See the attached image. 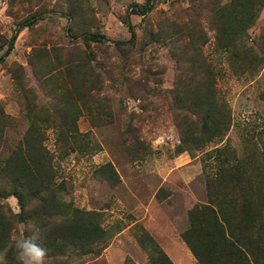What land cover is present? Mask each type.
Returning a JSON list of instances; mask_svg holds the SVG:
<instances>
[{"label":"rangeland","instance_id":"rangeland-1","mask_svg":"<svg viewBox=\"0 0 264 264\" xmlns=\"http://www.w3.org/2000/svg\"><path fill=\"white\" fill-rule=\"evenodd\" d=\"M13 37L0 250L34 224L45 264H264V0H0V57ZM209 109L229 128L187 151Z\"/></svg>","mask_w":264,"mask_h":264},{"label":"trees","instance_id":"trees-1","mask_svg":"<svg viewBox=\"0 0 264 264\" xmlns=\"http://www.w3.org/2000/svg\"><path fill=\"white\" fill-rule=\"evenodd\" d=\"M32 22H29L27 25L25 26H29L31 25ZM22 27V26H20ZM20 27L18 28L17 32L15 33L14 37H16L17 33L20 29ZM24 27V26H23ZM14 37L11 39V42L9 43V47H8V50L7 52H5L4 55H2L0 57V62L3 61V58L6 56V54L8 53L9 50H11L13 48V41H14ZM219 116H215V111L213 109H209L208 111H206L205 115H204V120L206 121L205 122V127L202 128V131H190L189 128L188 131L186 130L184 124L182 122H178L177 124V127H178V130H179V134H180V144L183 148H187V151L190 150V149H197V148H200V147H204L203 145H207V144H211V143H215L218 141L217 138L221 139V137L223 136V134L227 131V129L229 128V124L227 125L226 123V120L224 119V124L222 122V127L219 129L218 128V124H217V119H218ZM209 122V123H208ZM203 137L202 139V142L200 141L199 142V137ZM240 161H243V160H238V162H236V165L237 164H242ZM241 165H239V169L238 167L236 168V172L239 173L240 175H244V172L242 171V169L240 168ZM16 187L15 189L12 191V192H9V195L13 196L19 203V207L22 209L24 208V195H23V191L21 192L20 190V185L19 184H14ZM37 187H41V186H37ZM49 187H45L44 189L48 190ZM257 189H260L258 192H260L262 195H264V188L263 187H259ZM24 193H25V190H24ZM29 196H38V194H36L35 191H31V192H28ZM0 195L1 197H3L4 195H6V193H3L0 192ZM26 195V194H25ZM28 196V195H27ZM26 197V196H25ZM41 201H42V198H41ZM201 210H209L210 213L212 214V216L215 218V221H216V225H217V229H219L220 233H221V236L224 238V240L226 241L227 239H230V230H228L226 228V226H224V222L222 221H218L217 219V216H219L220 214V209H216L215 206H213L212 204H205L203 206H200ZM53 212L55 210H52ZM196 211V208H193L191 209L189 212L192 213ZM1 218V217H0ZM52 226V227H51ZM48 230L50 229L49 233H53L55 231V228H53V225H51ZM88 227L85 226V224L83 223V225H81L80 228L76 229V232L78 233V235H83L84 238L83 239H87V237L90 236V232L89 234H87L88 232ZM93 233V231H91ZM50 242V246H48V248L50 247V249L52 248H55L54 246H52V244H56V239L54 238H51L50 240H47ZM241 241L243 240H240L238 239L237 242H232L231 244V247L234 248V250H238L240 252H244L243 250H240L241 249V246L238 245L240 243H242ZM84 245L83 244L81 246V252L84 253ZM191 251L193 252V254L195 255L194 251L192 250V248H190ZM92 252V251H91ZM158 254L160 255V257L165 260L168 264H171V262L166 258V256L164 254H162L161 252H158ZM196 256V255H195ZM245 257L247 258L248 256L245 255ZM124 264H130L129 262H125ZM250 264H254L252 262H250Z\"/></svg>","mask_w":264,"mask_h":264},{"label":"clouds","instance_id":"clouds-1","mask_svg":"<svg viewBox=\"0 0 264 264\" xmlns=\"http://www.w3.org/2000/svg\"><path fill=\"white\" fill-rule=\"evenodd\" d=\"M44 230L37 225H30L29 235L8 243L0 250V264H5L9 250H14L20 264H45L48 249L42 246Z\"/></svg>","mask_w":264,"mask_h":264}]
</instances>
